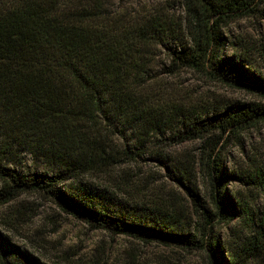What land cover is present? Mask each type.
Wrapping results in <instances>:
<instances>
[{
	"label": "trees",
	"instance_id": "trees-1",
	"mask_svg": "<svg viewBox=\"0 0 264 264\" xmlns=\"http://www.w3.org/2000/svg\"><path fill=\"white\" fill-rule=\"evenodd\" d=\"M259 1L184 0V18L179 24L156 15L129 24L103 16L94 1L0 0V155L9 160L13 146L37 150L62 169L55 175L23 174L0 164V207L22 191L43 192L96 228L206 249L209 264H239L242 256L225 255L217 239L207 241L193 233L175 232L171 215L127 207L102 190L65 183L83 172L85 158L89 166L94 157L105 164L118 159L106 152L102 141H147L150 134H162L178 122L184 131L169 139L206 140L199 172L210 179L217 215L232 220L238 204L225 189L231 174L217 155L210 160L216 143L212 137L216 132L238 133L256 123L264 118V108L236 102L211 115L199 112L191 118L175 106L168 122V118H157L159 110L149 105L145 89L151 77L147 46L150 41L165 46L172 62L170 73L180 67L192 68L264 92V78L250 72L241 55L221 52L226 23L242 15L260 14ZM178 116L181 121H175ZM190 194L203 210L204 222L211 220L199 196L191 190ZM263 250L264 229L248 240L243 257L254 258ZM0 264L42 263L0 233Z\"/></svg>",
	"mask_w": 264,
	"mask_h": 264
},
{
	"label": "rangeland",
	"instance_id": "rangeland-1",
	"mask_svg": "<svg viewBox=\"0 0 264 264\" xmlns=\"http://www.w3.org/2000/svg\"><path fill=\"white\" fill-rule=\"evenodd\" d=\"M57 1L60 4L94 1L103 16L129 24L150 15L177 24L184 18V0ZM257 4L260 14L242 15L226 23L221 52L241 55L244 66L264 78V0ZM135 34L142 36L139 32ZM168 44L173 46L170 40ZM147 47L151 77L145 89L149 105L159 110L157 118H168L165 120L168 122L175 106L191 118L199 112L211 115L236 102L264 108V92L192 68L180 67L170 73L172 62L165 46L150 41ZM175 121H181L180 116ZM172 128L162 134H150L147 141H102L106 152L116 154L118 159L105 164L94 157L89 166L85 158L83 172L65 185L82 183L104 191L127 207L160 210L175 220V232L193 233L207 241L210 237L217 239L225 255L242 256L239 264H264V250L251 259L244 258L242 252L248 240L264 229V118L238 133L216 132L212 137L216 143L210 160L217 155L231 174L225 189L238 204V212L230 221L217 215L210 179L199 172V158L206 140L171 141L169 137L183 132L184 125L177 122ZM124 151L128 154H122ZM0 164L23 174L62 173L60 165L49 157L16 146L10 148L9 160L0 155ZM190 190L211 212L208 222H204L203 210L195 205ZM0 233L42 264H209L206 249H187L96 228L38 191H22L0 207Z\"/></svg>",
	"mask_w": 264,
	"mask_h": 264
}]
</instances>
